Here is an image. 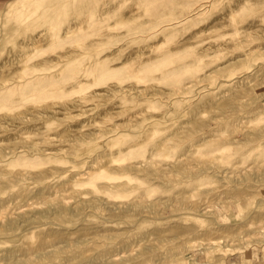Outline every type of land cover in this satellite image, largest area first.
Here are the masks:
<instances>
[{
  "label": "rangeland",
  "instance_id": "374dc122",
  "mask_svg": "<svg viewBox=\"0 0 264 264\" xmlns=\"http://www.w3.org/2000/svg\"><path fill=\"white\" fill-rule=\"evenodd\" d=\"M0 264H264V0H0Z\"/></svg>",
  "mask_w": 264,
  "mask_h": 264
}]
</instances>
